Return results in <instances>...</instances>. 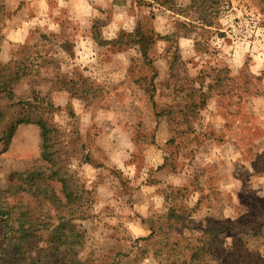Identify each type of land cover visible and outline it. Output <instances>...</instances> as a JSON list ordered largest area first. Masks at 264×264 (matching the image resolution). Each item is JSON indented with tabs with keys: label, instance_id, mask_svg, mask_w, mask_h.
Masks as SVG:
<instances>
[{
	"label": "rangeland",
	"instance_id": "obj_1",
	"mask_svg": "<svg viewBox=\"0 0 264 264\" xmlns=\"http://www.w3.org/2000/svg\"><path fill=\"white\" fill-rule=\"evenodd\" d=\"M194 3L0 0V68L29 60L72 89L53 95V118L62 166L93 202L78 221L82 264H162L221 221L251 227L221 234L219 261L264 264V4ZM41 152L34 125L0 142V196L56 225L44 199L3 194ZM171 207L190 229L168 219Z\"/></svg>",
	"mask_w": 264,
	"mask_h": 264
},
{
	"label": "trees",
	"instance_id": "obj_2",
	"mask_svg": "<svg viewBox=\"0 0 264 264\" xmlns=\"http://www.w3.org/2000/svg\"><path fill=\"white\" fill-rule=\"evenodd\" d=\"M192 1L195 3L189 9L206 0ZM28 62L16 61L12 72L0 68V142L10 144L21 126H37L42 141L40 164L14 175L9 189L3 194L22 193L42 198L55 207L59 214L57 224L53 225L43 221V215L34 214L31 209L16 213L15 207H10L9 203L2 201L3 195L0 196L1 235L4 239L0 264H5L6 255L13 257L19 264H82L79 257L84 249L85 233L78 221L86 218L80 210L85 206L90 207L93 202L76 175L62 166L60 146L63 135L53 118L55 112L60 110L53 101V95L64 90L71 93L72 89L59 88L52 79H45L44 73L36 69L33 62ZM152 102L155 107V101ZM168 219L190 229L174 207L170 208ZM40 224L45 230L39 229ZM207 225L202 241L191 242L185 248L175 243L163 255L162 264H223L216 253L221 234L228 228L247 234L251 227L250 224L238 226L229 221L208 222ZM154 227L150 237L155 236ZM43 233H46L45 240ZM258 233L254 232L256 235ZM164 236L168 244L169 234L165 233ZM117 257L119 260L120 255ZM113 264L121 263L118 261Z\"/></svg>",
	"mask_w": 264,
	"mask_h": 264
}]
</instances>
